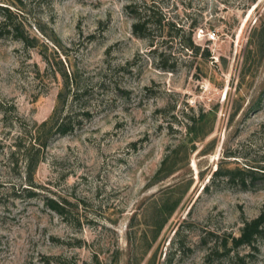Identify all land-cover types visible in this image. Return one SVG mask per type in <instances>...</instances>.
Here are the masks:
<instances>
[{
  "label": "rangeland",
  "instance_id": "1",
  "mask_svg": "<svg viewBox=\"0 0 264 264\" xmlns=\"http://www.w3.org/2000/svg\"><path fill=\"white\" fill-rule=\"evenodd\" d=\"M0 6L36 40L0 37V264H264V180L213 178L264 170V0Z\"/></svg>",
  "mask_w": 264,
  "mask_h": 264
},
{
  "label": "trees",
  "instance_id": "2",
  "mask_svg": "<svg viewBox=\"0 0 264 264\" xmlns=\"http://www.w3.org/2000/svg\"><path fill=\"white\" fill-rule=\"evenodd\" d=\"M22 8V6H21ZM133 9V10H132ZM133 11V18L135 19L134 23L132 24V32L140 37H149L148 36V29L150 20L152 16H157V23L159 26H164L165 28H170V30L174 29L176 31V34L178 36L179 32L181 31V28H176L174 24L166 22L164 25L162 24L163 16L159 15L155 12L152 7H148L147 10L140 13L137 12L135 8L132 6H127V11ZM0 14L4 17V21L0 22V37L5 35H13L15 39L21 40L24 44H29V42H32L36 40L29 39L28 35L23 29L22 21H16L17 17L15 14H13L8 7L0 6ZM22 20V19H21ZM264 32V30H263ZM262 32V33H263ZM31 43V44H32ZM187 48L198 50L196 46L192 43L190 37L187 39ZM46 123L43 124L45 126ZM51 130L55 131L56 133H65L67 130V127L63 122H55L53 126H50L46 133H51ZM44 146V145H43ZM26 166L29 171L33 170L38 162V159L36 158L35 161L32 158H25ZM257 175L264 180V170H256L251 167H245L240 169H233V170H222L217 169L213 173V178H224L227 182L231 183H238L241 187H246L248 183L247 181L254 180ZM48 205L51 207L52 210H54L57 214L64 217L63 208L59 206L56 202L50 201ZM263 222H264V215L259 216L258 218L246 222L244 226L241 229V234L238 238H233L231 242L235 247L238 246H251L253 244V241L262 233L263 230Z\"/></svg>",
  "mask_w": 264,
  "mask_h": 264
},
{
  "label": "built area",
  "instance_id": "3",
  "mask_svg": "<svg viewBox=\"0 0 264 264\" xmlns=\"http://www.w3.org/2000/svg\"><path fill=\"white\" fill-rule=\"evenodd\" d=\"M209 38H210V39H213V38H214V35H213V34H211V35L209 36Z\"/></svg>",
  "mask_w": 264,
  "mask_h": 264
}]
</instances>
